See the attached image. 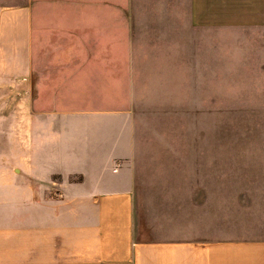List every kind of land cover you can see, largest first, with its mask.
Returning a JSON list of instances; mask_svg holds the SVG:
<instances>
[{"label":"crops","instance_id":"obj_1","mask_svg":"<svg viewBox=\"0 0 264 264\" xmlns=\"http://www.w3.org/2000/svg\"><path fill=\"white\" fill-rule=\"evenodd\" d=\"M186 23L255 30L264 51V0H0V73H32L51 99L33 108L17 172L0 171V264H264V238L135 236L140 90L185 82L187 50L212 72L216 37L187 48Z\"/></svg>","mask_w":264,"mask_h":264},{"label":"rangeland","instance_id":"obj_2","mask_svg":"<svg viewBox=\"0 0 264 264\" xmlns=\"http://www.w3.org/2000/svg\"><path fill=\"white\" fill-rule=\"evenodd\" d=\"M210 35L216 37L211 73L194 67L207 52L187 50L185 82L175 76L176 82L140 90L147 98L137 100L133 113L132 161L140 240L264 238V82L257 55L263 41L255 30L203 33L185 25L187 48ZM20 69L0 73V171L9 164L14 174L18 154L30 152L33 108L51 101L34 88L32 73L22 80Z\"/></svg>","mask_w":264,"mask_h":264}]
</instances>
